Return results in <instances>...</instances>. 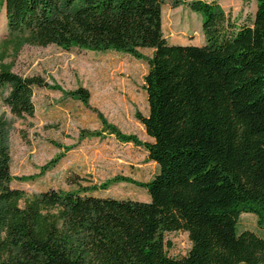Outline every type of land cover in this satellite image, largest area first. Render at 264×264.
Masks as SVG:
<instances>
[{
  "label": "trees",
  "instance_id": "trees-1",
  "mask_svg": "<svg viewBox=\"0 0 264 264\" xmlns=\"http://www.w3.org/2000/svg\"><path fill=\"white\" fill-rule=\"evenodd\" d=\"M255 2L251 20L238 24L216 1H190L204 44L183 46L163 36L162 0H0L10 42L135 58L152 50L148 113L137 115L150 141L103 123L157 166L140 184L147 202L95 196L96 187L49 189L20 208L0 119V264H264V239L236 231L242 213L264 227V0ZM5 87L3 103L25 117L34 113L33 89L48 86L5 70ZM74 96L88 97L82 89ZM120 180L130 182L115 177L101 187ZM179 231L190 249L172 258L163 234Z\"/></svg>",
  "mask_w": 264,
  "mask_h": 264
},
{
  "label": "rangeland",
  "instance_id": "rangeland-1",
  "mask_svg": "<svg viewBox=\"0 0 264 264\" xmlns=\"http://www.w3.org/2000/svg\"><path fill=\"white\" fill-rule=\"evenodd\" d=\"M193 0H162L161 29L171 45L204 44L202 15L190 10ZM216 1L238 24L253 17L255 0ZM140 57L115 52L63 50L53 45L38 46L6 38L4 11L0 7V71L21 77H40L48 87L34 88L32 116L16 117L3 103L8 88H0V119L5 123V145L10 158L9 187L23 192L14 203L22 207L40 192H62L96 187L95 196L147 202L140 186L156 174L157 166L148 161L146 151L133 143L118 141L105 124L122 135H133L140 142L150 139L137 119L146 116L148 104L144 76L152 55L140 49ZM87 93L83 103L74 92ZM98 134V135H96ZM59 162L41 173L53 159ZM123 178L101 186L113 178ZM27 179V180H25ZM249 230L264 239V227L256 216L242 213L237 233ZM165 252L172 258L187 254L190 242L185 232L163 234Z\"/></svg>",
  "mask_w": 264,
  "mask_h": 264
}]
</instances>
